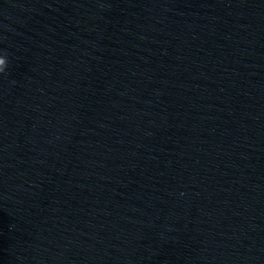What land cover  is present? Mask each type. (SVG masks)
<instances>
[{"label":"water","instance_id":"95a60500","mask_svg":"<svg viewBox=\"0 0 264 264\" xmlns=\"http://www.w3.org/2000/svg\"><path fill=\"white\" fill-rule=\"evenodd\" d=\"M0 264H151L115 0H0Z\"/></svg>","mask_w":264,"mask_h":264}]
</instances>
